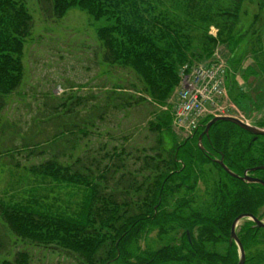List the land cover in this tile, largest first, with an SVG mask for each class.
Segmentation results:
<instances>
[{
    "label": "trees",
    "instance_id": "1",
    "mask_svg": "<svg viewBox=\"0 0 264 264\" xmlns=\"http://www.w3.org/2000/svg\"><path fill=\"white\" fill-rule=\"evenodd\" d=\"M244 1L39 0L43 14L52 19L63 17L71 7L96 19L105 18L108 25L97 30L104 49V62L128 67L142 84L135 93L137 96L126 97L118 93L119 88L109 91V96L115 98L118 94L124 106L148 102L154 109L163 105L167 109H156L154 119L148 121L149 130L157 136L155 146L136 148V151L113 146L111 151H106L103 144L100 160L92 159L88 167L79 164V157L73 166L48 159L33 167V175L58 186L78 189L81 197L73 203L74 209L68 207L66 211H52L35 202H0V218L8 229L32 243L53 245L74 253L79 264H237V248L227 245L231 223L239 214L246 211L255 214L257 207L264 206V189L259 184L243 183L231 177L205 152L212 150L214 158L221 159L231 171L239 174L246 167L264 161V136L254 139L233 123L217 121L203 136V149H200L197 137L191 139L188 133L175 127L173 111L181 82L179 70L186 63L204 62L217 55L226 59V86L230 90L236 81L235 65L242 60L237 58L233 62L234 55L245 44L254 53L253 57L250 55L254 66L243 68L240 79L247 82L248 75L254 78L259 72L264 78V24L255 26L259 16L254 15L246 39L240 27ZM32 25V17L22 2L0 0V111L5 97L21 83L24 40ZM211 25L217 28L215 37L208 34ZM240 89L241 93L234 100L237 108L243 111L245 104L248 107L264 105V94L253 86ZM108 106H111L109 100L102 113L91 118L104 121ZM57 117H49V122L65 121L68 125L61 124L62 131L52 137L53 141L82 135L81 128L73 125L76 121L71 124L68 119ZM209 119L211 117L207 116L200 122L199 131H203ZM95 120L87 121V125L96 131ZM253 124L264 128V117ZM163 136L173 144L169 149L164 145ZM33 148L39 154L42 152L39 146ZM24 149L32 152V149ZM128 159H132V163L128 164ZM102 160L105 166L101 170L99 162ZM206 164L216 167L230 183L220 182V188H224L214 193L220 197L219 203L204 210L191 207L185 210L184 204L168 208L171 199L192 193L194 184L206 179L202 169ZM93 166L98 168L95 173ZM257 172L264 181V171ZM250 222L246 219L243 233L237 234L244 251L249 249L244 264H263L264 252L256 247L264 245L261 240L264 228L252 229ZM153 229L157 230L163 244L147 253L139 242ZM176 230L184 235L183 245H174V237H170ZM217 244L226 245L224 254L211 250L212 245ZM4 249L0 234V257ZM252 249L254 251H250ZM0 264H29V257L27 253H18L13 260L3 259Z\"/></svg>",
    "mask_w": 264,
    "mask_h": 264
},
{
    "label": "rangeland",
    "instance_id": "2",
    "mask_svg": "<svg viewBox=\"0 0 264 264\" xmlns=\"http://www.w3.org/2000/svg\"><path fill=\"white\" fill-rule=\"evenodd\" d=\"M18 1L27 8L33 25L24 40L21 83L16 91L5 97L4 107L0 111V202H35L38 206L49 207L52 211H66L68 207L74 209L73 203L81 197L78 189L58 186L55 182L33 175L31 169L48 159H56L62 165L73 166L78 157L79 164L88 167L87 164L92 159L96 162L100 160L104 151L100 147L103 144L106 145V151H111L113 146L133 148L134 151L136 148L148 149L155 146L157 136L149 130L148 121L154 119L157 107L154 109L148 102L124 106L119 101L118 94L115 98L109 96V91L118 88V93L126 97L129 94L137 96L135 93L142 84L128 67L104 62V49L97 38V30L108 25L109 22L105 18L96 19L77 7H71L63 17L52 19L43 14L39 0ZM256 14L259 18L255 21V26L264 24V0H245L240 15V27L246 39L250 35L253 16ZM208 34L215 37L217 28L209 26ZM235 53L233 62L237 58L242 60L238 65L233 63L236 81L227 92V102L234 107V100L241 93L240 88L253 86L264 94V78L260 72L258 75L256 73L254 78L248 75L247 82L241 80L243 68L247 65L254 66L250 58L254 53L249 51L245 44ZM246 56L247 59L244 58ZM108 100L111 106H108L103 114L104 121L91 118V115L102 113ZM250 106L252 105L248 107L245 104L243 111L234 113L249 123L264 117V105ZM158 109L165 111L167 106H158ZM53 115L66 118L71 124L76 121L73 125L81 128L84 134L64 136L53 141L52 137L62 131L61 124L68 125L65 121L49 122V117ZM94 120L98 127L96 131L87 125V121L92 123ZM90 131L92 134H89ZM163 142L167 149L173 145L165 136ZM34 146H39L42 152L37 153L35 148L32 149ZM24 147L32 149V152L29 153ZM127 161L130 164L133 160ZM99 163L102 170L105 161ZM97 169L93 166L92 171L95 173ZM202 169L206 179L198 180L192 193L177 196L178 200L189 203L188 208L195 210L210 209L213 203H219L220 197L214 193L217 194V191L224 188H220V182L230 184L213 165L206 164ZM0 234L5 244L0 261L13 260L16 254L27 253L29 264H79V259L74 253L53 245H38L15 236L1 218ZM261 234V240L264 241V229ZM181 235V230L170 233V237H174V245L179 246ZM162 244L163 240L157 235L156 229L147 233L146 238L139 242L147 253ZM225 248V244H217L212 245L211 250L224 254ZM256 248L264 252V245ZM248 252L249 249L245 251L246 259ZM261 259H264V255Z\"/></svg>",
    "mask_w": 264,
    "mask_h": 264
},
{
    "label": "built area",
    "instance_id": "3",
    "mask_svg": "<svg viewBox=\"0 0 264 264\" xmlns=\"http://www.w3.org/2000/svg\"><path fill=\"white\" fill-rule=\"evenodd\" d=\"M179 74L181 82L176 92L173 123L181 131L192 132L209 115L239 112L227 102V68L222 57L217 55L204 62L186 63Z\"/></svg>",
    "mask_w": 264,
    "mask_h": 264
},
{
    "label": "water",
    "instance_id": "4",
    "mask_svg": "<svg viewBox=\"0 0 264 264\" xmlns=\"http://www.w3.org/2000/svg\"><path fill=\"white\" fill-rule=\"evenodd\" d=\"M217 121H226V122H230L233 123L234 125L238 126L239 128H241L242 130H245L246 132L250 133V134H254L255 136L258 135H264V128L263 127H259L256 125H251L248 124L246 122H243L235 117H231V116H214L211 119H209V121L205 124L204 129L202 131V133L198 136V144H199V148L203 149V146L201 145V137L203 134L208 133L209 128L211 127V125H213L215 122ZM223 169L224 171L229 174L231 177L236 178V179H241L243 181H246L247 183H256L261 185L264 188V181L258 178H251L249 176L246 175V171H244V175L241 177L238 174H236L235 172L231 171L224 163L221 159L219 160H215ZM257 169H264L263 166H258V167H254L252 169H249L251 171H255ZM244 219H248L254 222V227L256 228H264V221L260 220L256 217H254L252 214L250 213H242L239 214L237 217L234 218V220L231 223V227H230V236H229V243H235L237 246V251H238V261L237 264H244L245 261V251L242 247V244L240 243L237 235H236V227L238 225L239 222H241Z\"/></svg>",
    "mask_w": 264,
    "mask_h": 264
},
{
    "label": "flooded vegetation",
    "instance_id": "5",
    "mask_svg": "<svg viewBox=\"0 0 264 264\" xmlns=\"http://www.w3.org/2000/svg\"><path fill=\"white\" fill-rule=\"evenodd\" d=\"M252 125H254L253 124V122L251 123ZM200 125H202V124H200ZM199 125V126H200ZM257 126V125H256ZM202 133V131H199V128H196L192 133H190L189 134V138H191V139H194V137H197L198 138V136L200 135ZM206 134H203L202 135V137H201V140H202V138H203V136H205ZM251 136H253V138L254 139H259L260 137H262V136H264V135H258V136H255L254 134H251ZM205 155L209 158V159H211V160H213L215 163H217L215 160H219V159H217V158H214L213 156H214V152H212V150H210V149H208V150H206V152H205ZM218 164V163H217ZM258 166H263L264 167V161L261 163V164H256V165H254V166H248V167H246L242 172H240L238 175L239 176H243L244 175V171H246V175L247 176H249V177H251V178H258V179H261L262 177L260 176V174H258V172L257 171H260V170H262V171H264V169H257V170H255V171H251V170H249V169H252V168H254V167H258ZM237 180H239L240 182H246V181H243V180H241V179H237ZM262 180V179H261ZM247 183V182H246ZM250 184H256V183H250ZM263 188V187H262ZM264 189V188H263ZM190 191V190H189ZM175 204H184L182 207H184L185 208V210H189L188 209V205H189V203L187 202V201H185V200H178V198L177 197H175V199H171L170 200V204L169 205H167V207L168 208H172V206H175L176 207V205ZM174 208V207H173ZM255 214H253L252 212H250V214H252L254 217H256V218H258V219H261V216L263 215V212H264V206H260V207H257L256 209H255ZM245 213H248L247 211L245 212ZM242 214V213H241ZM251 221V220H250ZM251 223V225H250V228H254V222L253 221H251L250 222ZM245 225H246V219H244V220H242L241 221V223L239 224V225H237V227H236V235L238 234V233H243V231H244V227H245ZM231 227V226H230ZM186 236H187V238H188V240L190 239V235H189V233H188V231H186ZM184 237V235L182 234L181 236H180V239H179V245L181 244V245H183L182 244V238ZM229 239V238H228ZM227 245H228V247H235V248H237V246H236V244L235 243H229V241L227 242ZM227 248V247H226Z\"/></svg>",
    "mask_w": 264,
    "mask_h": 264
}]
</instances>
